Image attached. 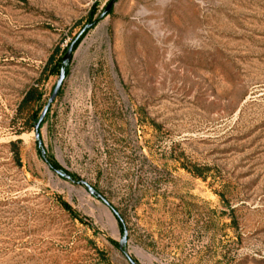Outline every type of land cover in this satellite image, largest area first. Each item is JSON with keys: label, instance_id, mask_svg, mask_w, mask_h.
Instances as JSON below:
<instances>
[{"label": "rangeland", "instance_id": "374dc122", "mask_svg": "<svg viewBox=\"0 0 264 264\" xmlns=\"http://www.w3.org/2000/svg\"><path fill=\"white\" fill-rule=\"evenodd\" d=\"M110 1L0 0V264H264V0Z\"/></svg>", "mask_w": 264, "mask_h": 264}, {"label": "trees", "instance_id": "16d2710c", "mask_svg": "<svg viewBox=\"0 0 264 264\" xmlns=\"http://www.w3.org/2000/svg\"><path fill=\"white\" fill-rule=\"evenodd\" d=\"M96 12H97V5L90 11V15H89L90 22H87L84 27H86L87 25H90L91 27H93L95 25L96 20L98 19V17L96 19L94 18ZM110 12H111V10L109 11V13ZM82 35L73 38L72 42L75 41L74 50L77 48V46L81 42ZM58 53H59V48L55 51V53L53 55L50 56L46 66L44 68V71H43V74L45 75V78H48L51 75L57 74L58 72H60L61 68L64 66V63L62 62V55L58 56ZM42 95H43V93L39 89L38 85L31 86L27 90V92L25 93V96H24V98L21 101L20 108L21 109H25V108L31 107L32 105L38 104L40 102V100L42 99ZM39 116L40 115H38L37 112H34L31 115V117H32L31 118L32 119V127H34V124L39 119ZM50 164H51V167L53 169H55V170L58 169V167H59L55 162H50ZM58 201H59L60 205L65 210H67L74 218H78L79 219V215L73 210L71 205H69L60 196L58 197ZM110 207H113V206L110 204Z\"/></svg>", "mask_w": 264, "mask_h": 264}, {"label": "water", "instance_id": "95a60500", "mask_svg": "<svg viewBox=\"0 0 264 264\" xmlns=\"http://www.w3.org/2000/svg\"><path fill=\"white\" fill-rule=\"evenodd\" d=\"M117 0H111L103 14H102V17H104L105 15H107L109 13V11L113 8L114 4L116 3ZM87 27H90V25H88ZM85 31V29L83 30ZM74 44H75V41H73L71 43V45L68 47L66 53L64 54V56L62 57V61L64 63V65H66L71 59H72V55H73V52H74ZM65 74H66V71H65V68H62L61 71H60V74H59V79L53 89V92L48 100V102L46 103L45 107L43 108L40 116H39V119L37 120V122L34 124V130H35V137H36V140L39 141V143H41L40 141V127L52 105V103L55 101L56 97L58 96L60 90H61V87H62V84H63V81L65 79ZM59 174L65 176V177H68L70 178V176L66 173H63V172H60L58 171ZM81 183H83L84 185H86L89 189V191L95 195H97L100 199H102L107 205L110 206V203L108 202V200L106 198H104L100 193L97 192V190H95L91 185H89L86 181H81ZM112 209V211L117 215L119 216L118 212L116 209H114L113 207H110ZM124 226V225H123ZM127 242V229L126 227L124 226V234H123V238H122V241L120 242V248L123 249V246L124 244ZM130 261L133 263L132 259H130Z\"/></svg>", "mask_w": 264, "mask_h": 264}, {"label": "bare ground", "instance_id": "6f19581e", "mask_svg": "<svg viewBox=\"0 0 264 264\" xmlns=\"http://www.w3.org/2000/svg\"><path fill=\"white\" fill-rule=\"evenodd\" d=\"M138 253L141 255H146V253H144L142 250H140Z\"/></svg>", "mask_w": 264, "mask_h": 264}]
</instances>
